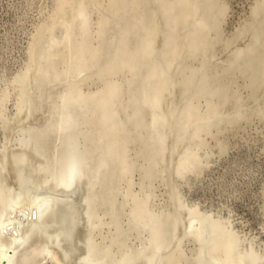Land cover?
<instances>
[{"label":"rangeland","instance_id":"374dc122","mask_svg":"<svg viewBox=\"0 0 264 264\" xmlns=\"http://www.w3.org/2000/svg\"><path fill=\"white\" fill-rule=\"evenodd\" d=\"M60 98L71 130L36 133ZM27 141L87 168L108 264H264V0H0L12 181ZM199 224L223 242L202 245Z\"/></svg>","mask_w":264,"mask_h":264},{"label":"bare ground","instance_id":"6f19581e","mask_svg":"<svg viewBox=\"0 0 264 264\" xmlns=\"http://www.w3.org/2000/svg\"><path fill=\"white\" fill-rule=\"evenodd\" d=\"M121 38L120 32L112 35L114 51L110 59L118 53ZM130 41L132 45L137 43L136 37ZM95 55L90 57L91 62ZM72 103L70 99L60 98L42 107L35 132L69 131L74 125L69 113ZM35 145L27 141L12 155V172H16L20 181L8 178L6 157L0 156V264H38L47 259L55 264H108L96 256L92 241L90 194L94 184L87 168L74 155L62 161L52 160ZM195 232L200 243L211 250L215 248L213 245L223 242L221 235L209 225L199 224Z\"/></svg>","mask_w":264,"mask_h":264},{"label":"water","instance_id":"95a60500","mask_svg":"<svg viewBox=\"0 0 264 264\" xmlns=\"http://www.w3.org/2000/svg\"><path fill=\"white\" fill-rule=\"evenodd\" d=\"M32 217H33V218L36 217V212H35V211H33V213H32Z\"/></svg>","mask_w":264,"mask_h":264}]
</instances>
